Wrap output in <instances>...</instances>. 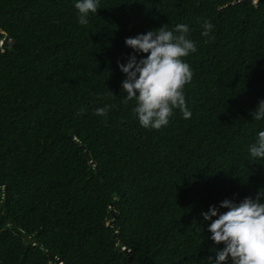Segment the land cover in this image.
<instances>
[{
    "label": "trees",
    "instance_id": "trees-1",
    "mask_svg": "<svg viewBox=\"0 0 264 264\" xmlns=\"http://www.w3.org/2000/svg\"><path fill=\"white\" fill-rule=\"evenodd\" d=\"M76 2L0 0V264H209L224 245L201 213L264 192V0H99L87 25ZM177 24L192 115L146 129L118 61Z\"/></svg>",
    "mask_w": 264,
    "mask_h": 264
},
{
    "label": "clouds",
    "instance_id": "clouds-1",
    "mask_svg": "<svg viewBox=\"0 0 264 264\" xmlns=\"http://www.w3.org/2000/svg\"><path fill=\"white\" fill-rule=\"evenodd\" d=\"M78 23L87 25L90 13H96L99 0H77ZM203 36L208 37L213 29L210 21L202 24ZM189 27L177 24L174 31L160 27L158 31L137 34L125 38L126 46L133 49L127 63L118 66L126 78L121 88L126 93L122 101L127 104L135 100L134 112L139 124L146 129L159 130L169 123L174 109H179L184 119L191 118L186 105L184 87L193 77L191 67L182 58L197 51L196 43L187 38ZM178 33V34H174ZM146 54L137 59V54ZM110 106L95 110L96 115L106 116ZM253 119H264V100L258 102L252 112ZM252 161L264 159V131L257 134L254 143L249 145ZM235 195V194H234ZM220 212L215 205L202 212L204 220H212L208 232L216 245L215 257L209 256V264H264V192L255 197L246 196L239 203L231 199L220 202Z\"/></svg>",
    "mask_w": 264,
    "mask_h": 264
},
{
    "label": "water",
    "instance_id": "water-1",
    "mask_svg": "<svg viewBox=\"0 0 264 264\" xmlns=\"http://www.w3.org/2000/svg\"><path fill=\"white\" fill-rule=\"evenodd\" d=\"M11 42H12V39L9 36H6L4 38V40L1 42V46H5V47L10 46ZM86 154L89 156L88 151H86ZM92 162H94V161H92Z\"/></svg>",
    "mask_w": 264,
    "mask_h": 264
}]
</instances>
